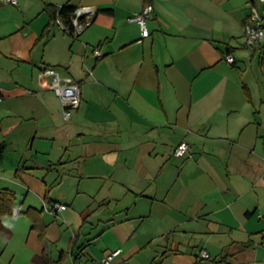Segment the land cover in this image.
I'll use <instances>...</instances> for the list:
<instances>
[{
  "label": "crops",
  "instance_id": "obj_1",
  "mask_svg": "<svg viewBox=\"0 0 264 264\" xmlns=\"http://www.w3.org/2000/svg\"><path fill=\"white\" fill-rule=\"evenodd\" d=\"M65 3L90 9L75 36L50 21L47 7ZM146 3L153 10L142 38L127 19ZM251 4L261 8L256 0H0V144L28 147L10 159L0 188L27 197L34 185L42 205L27 208L62 203L47 214L64 223L59 214L71 204L49 196V174L60 185L76 178L87 198L74 210L80 229L62 247L68 235L41 213L43 246L28 249L25 264L67 256L89 264L116 249L129 264L153 243L174 264L198 263L201 250L216 264H264V36L245 45ZM46 66L80 86L69 121L39 84ZM180 141L190 158L173 155ZM23 169H40L39 184ZM0 232L9 234L2 220Z\"/></svg>",
  "mask_w": 264,
  "mask_h": 264
},
{
  "label": "rangeland",
  "instance_id": "obj_2",
  "mask_svg": "<svg viewBox=\"0 0 264 264\" xmlns=\"http://www.w3.org/2000/svg\"><path fill=\"white\" fill-rule=\"evenodd\" d=\"M18 143L19 145H16L17 146L16 148L13 147L14 145H11L9 142L0 144V150L3 151L4 153L3 156L0 158V163H2L1 160L3 159L9 162L6 164L5 169H2L3 165L0 167V176L6 177V175H10L11 172L14 171L10 169L12 167V163H10V159L12 157L18 159V157L20 156V152L22 150L24 149L28 150V147L24 145L23 142H18ZM41 145H44L43 142ZM14 148L17 150L15 153L13 152ZM24 152L27 154V151ZM23 156H25L24 153ZM25 158L26 156L22 159L21 164H27V165L30 164L28 163V161H25ZM78 163L79 161L76 162V164ZM15 164L17 165L18 163L16 162ZM24 172L28 174L29 179H31L33 182L37 184H39L43 176V173L40 169H26L24 170ZM54 178H55V174L50 173L49 180L51 181L47 182L49 185L48 187L50 189L48 191L49 196H63L65 198H69L67 203L71 205L67 207L68 209L65 213L59 214V216L63 215L65 219V223L62 222L60 217H57L54 220V218L48 215L45 210L42 211L43 214L42 216L46 222L48 221L52 223V221L54 220V222L57 223L56 225L60 227L61 231H65V234L68 235L70 233V229H72L73 227L75 228L77 227L76 230H78V226L79 224H81L82 219L79 218L80 217L79 214L74 213V210L79 212L85 209L86 208L85 202H87L86 200L87 198L85 197V195L81 193H77L78 191L76 192L75 189V185H76L75 183L77 181L76 178H69L62 185H60L58 181L54 182ZM32 186H33L32 187L33 191L28 193L27 197H25L24 195H20L19 193L17 194L15 200L16 208L17 206H19V208L25 209L29 204L31 206H35L38 209L41 208L42 205L41 198L43 196V192L37 191L35 189V186L34 185ZM22 200L23 202L21 203ZM96 212H98V210ZM1 220L4 226L8 228L9 234H6L5 232H0V264H25L27 262L26 253L28 252V249L31 248L41 249L43 246V244L41 243L42 240L38 238L35 231L29 229L30 220L24 214H20L19 216H15V217L5 216L2 217ZM91 223H94L92 217H91ZM85 225H86L85 228L88 227V229L90 230V224L86 222ZM68 239H69V235L66 236L65 240L62 243H60V246L62 247L64 244H66ZM48 244L49 247L53 245V243L50 242ZM148 247H149L148 250L144 249V251L146 252L139 254L129 264H174L171 259L163 257L162 254L164 249L157 248L159 247L157 246V243H153ZM155 250H158V252L155 253ZM57 256H58V250L57 251L54 250L53 259L55 260ZM64 264H72L68 256L64 261Z\"/></svg>",
  "mask_w": 264,
  "mask_h": 264
},
{
  "label": "built area",
  "instance_id": "obj_3",
  "mask_svg": "<svg viewBox=\"0 0 264 264\" xmlns=\"http://www.w3.org/2000/svg\"><path fill=\"white\" fill-rule=\"evenodd\" d=\"M3 2L16 5L18 0H1ZM260 5L259 8L256 4H251L249 12L243 23V33L245 45L250 48L257 47L264 36V0H256ZM153 10L151 3H146L140 12L131 15L127 20L129 22H135L139 28L141 37L145 38L149 36V31L146 27V21L150 12ZM90 9L79 8L76 9L72 16V23L75 29L79 27L82 29L89 24L88 16ZM56 22L61 26L64 32L67 33V29L60 19ZM76 31V30H75ZM76 32H74L75 36ZM93 53L97 57H101L102 53L99 49L95 48ZM226 62L234 63V57L232 54L227 53L224 56ZM39 84L45 89L52 90L58 97L61 107V115L64 121H69L72 116V111L76 109L81 101L80 86L71 77H61L56 71L55 67L46 66L40 70L38 74ZM44 78H48V82L44 81ZM173 155L177 158H187L190 155V146L186 141H180L173 149ZM66 209V205L59 202H51L46 205L48 213L55 215L57 211ZM120 249L113 250L104 255L100 260L92 261L89 264H126L125 261L119 260ZM200 256L202 258H208L206 251L201 250Z\"/></svg>",
  "mask_w": 264,
  "mask_h": 264
},
{
  "label": "trees",
  "instance_id": "obj_4",
  "mask_svg": "<svg viewBox=\"0 0 264 264\" xmlns=\"http://www.w3.org/2000/svg\"><path fill=\"white\" fill-rule=\"evenodd\" d=\"M47 10L49 12L50 21L52 24H54L57 19H60L67 29V34L74 36L75 27L72 23V16H73L74 11L76 10L75 6L65 3L58 8L47 7ZM47 28L48 26L44 28V30H46L45 32H48L49 29ZM262 63L263 62H260V64ZM44 198L50 202L49 198H47L46 195ZM15 200H16V195L13 191L7 188H0V220L2 219V217H5V216L15 217V216H19L20 214H24L30 220V223H31L30 229L36 231L38 238L40 240H43L45 237V232H46L45 227L46 226L42 222V218H41L42 211L34 209V208H27L25 211H20L15 206ZM251 244H252V241L248 240L247 242H244L241 244L240 249L243 250L245 248H248ZM81 249H82V245L79 247V250ZM42 258L45 259L44 253H42ZM203 261H205L206 264H216V261L209 260L208 258H205V259L201 258L198 260V263L196 264H199L200 262H203ZM60 262H61V259H58L55 262L49 261L45 264H54V263L60 264Z\"/></svg>",
  "mask_w": 264,
  "mask_h": 264
}]
</instances>
